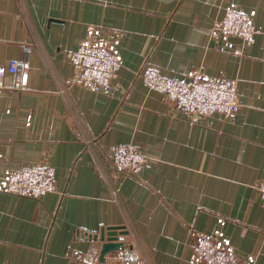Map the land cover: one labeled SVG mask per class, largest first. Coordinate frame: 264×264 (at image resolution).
Here are the masks:
<instances>
[{"label":"crops","instance_id":"1","mask_svg":"<svg viewBox=\"0 0 264 264\" xmlns=\"http://www.w3.org/2000/svg\"><path fill=\"white\" fill-rule=\"evenodd\" d=\"M230 6L252 17L251 44L213 37ZM86 40L122 58L107 91L72 82L67 52ZM10 61L24 73L0 88V264H123L134 243L148 264H200L197 233L264 264V0H0V66ZM147 70L230 79L240 108L187 118ZM119 144L149 157L140 175L115 170ZM33 164L54 169L56 191H2L9 170ZM122 226L126 248L102 260L94 236Z\"/></svg>","mask_w":264,"mask_h":264},{"label":"built area","instance_id":"2","mask_svg":"<svg viewBox=\"0 0 264 264\" xmlns=\"http://www.w3.org/2000/svg\"><path fill=\"white\" fill-rule=\"evenodd\" d=\"M256 29L252 17L242 9L230 6L213 28L216 38H238L245 44L254 40ZM74 69L72 82L94 91H107L112 80L123 65L120 54L102 41L86 40L80 46L67 52ZM10 72L16 77V86L22 87L23 70L17 61L0 66V88ZM143 80L149 89L158 90L165 99L182 111L187 118L205 117L220 114L234 116L240 108V98L235 83L226 78H195L180 80L160 75L155 70L143 73ZM111 161L115 170L125 176L141 174L149 162L135 145L119 144L111 148ZM264 201V182L259 185ZM2 191L18 196L41 198L56 191L55 171L43 164L21 165L6 173ZM114 197L119 195V187L112 189ZM193 243V254L200 264H245L225 241L211 235L197 233ZM123 264H148L138 243L125 251ZM247 264H250L249 262Z\"/></svg>","mask_w":264,"mask_h":264},{"label":"water","instance_id":"3","mask_svg":"<svg viewBox=\"0 0 264 264\" xmlns=\"http://www.w3.org/2000/svg\"><path fill=\"white\" fill-rule=\"evenodd\" d=\"M129 234V231L124 227H109L103 228L100 234L94 236V238L100 239L102 243L101 258L105 259V255L113 251L124 250L125 242L124 236Z\"/></svg>","mask_w":264,"mask_h":264}]
</instances>
